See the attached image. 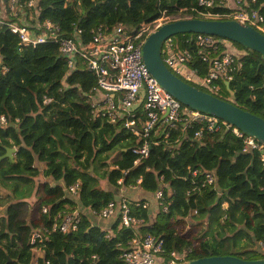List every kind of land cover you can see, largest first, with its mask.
I'll list each match as a JSON object with an SVG mask.
<instances>
[{
  "label": "trees",
  "instance_id": "obj_1",
  "mask_svg": "<svg viewBox=\"0 0 264 264\" xmlns=\"http://www.w3.org/2000/svg\"><path fill=\"white\" fill-rule=\"evenodd\" d=\"M1 1L8 10L10 0ZM39 6L41 19L60 25L65 37H74L80 29L84 43L100 24L134 28L164 10L174 16L171 21L228 12L224 7L205 10L198 0H39ZM257 7L264 12V0H258ZM192 35L177 37L184 45ZM229 41L241 69L229 86L220 82L216 96L264 118V55ZM0 62L8 68L0 74V116L9 121L0 127V144L17 149L14 160H0V264H123L121 256L134 228L119 227V218H111L109 237L92 223L90 211L118 202L119 190L129 187L150 194L163 188L167 211L158 204L151 219L150 210L142 207L145 200L130 199L132 215L143 219L139 231L162 239L168 252L187 251L186 263L217 255L264 259V167L259 150L244 152L243 139L229 130H204L196 138V123L184 133L173 132L168 142L154 135L158 144L135 164L138 138L122 122L94 116L90 102L97 77L81 56L70 67L57 44L20 46L18 36L3 27ZM199 66L205 74L208 65ZM4 153L0 146V155ZM189 167L213 171L215 185L202 186L200 173L196 180L201 187L189 193ZM76 183L78 194L73 195L68 188ZM77 209L81 221L76 230L45 231L58 213ZM37 230L44 232L43 240L32 244ZM244 238L251 247L233 250Z\"/></svg>",
  "mask_w": 264,
  "mask_h": 264
},
{
  "label": "built area",
  "instance_id": "obj_2",
  "mask_svg": "<svg viewBox=\"0 0 264 264\" xmlns=\"http://www.w3.org/2000/svg\"><path fill=\"white\" fill-rule=\"evenodd\" d=\"M257 4L258 0H198V5L205 10L214 7L228 10L224 14L215 15L200 12L210 19H234L242 24H249L264 34V12ZM40 15L39 0H10L8 10L0 0V29L6 27L16 34L20 46L57 44L70 67L74 66L77 55L85 60L89 70L97 77L94 89L96 94L90 102L93 114L111 123L122 122L138 138L140 144L133 149V153L137 155L135 164L147 158L153 144H158V141L152 140L154 135L159 134L168 142L173 132L184 133L198 123L196 138L201 137L204 130L211 133L229 130L243 139L244 152L260 151L264 167V143L215 115L183 105L149 72L143 61V45L151 33L172 22L174 16L169 15L166 10L134 28H128L122 23L110 27L100 24L92 30V39L87 43L81 40L80 29L75 30L74 37H65L60 25L50 19H41ZM230 44L228 39L222 37L194 34L185 38L182 45L176 35L163 41L161 53L164 63L174 74L185 82L216 95L221 90L220 82L230 84L235 73L241 69L238 58L229 50ZM201 64L208 65L205 74L201 73ZM7 71L8 68L0 62V74L4 75ZM8 125V119L1 115L0 127ZM179 142V138L175 139V145ZM189 171L193 183L189 193L201 187L196 180L200 179V173H203L202 186L216 183L213 171L201 172L200 169L191 167ZM121 182L122 180L119 181L120 184ZM140 182L141 179L137 184ZM78 189L79 184L76 183L68 191L77 195ZM163 198L164 190L160 188L154 193V199L167 211V205L162 203ZM130 203L128 197H119L118 202H110L98 212L91 210L94 216L102 219L118 217L119 227L134 228L135 234L129 241V248L121 256L123 264H185L187 251L168 252L162 239L139 231L143 219L132 215ZM142 207L147 209L148 204L144 203ZM46 211L47 208H44L43 212ZM80 221L78 209L71 213H58L45 231L67 233L76 230ZM107 231V236L110 237L112 232ZM43 236V231H35L31 236V243L42 242Z\"/></svg>",
  "mask_w": 264,
  "mask_h": 264
},
{
  "label": "water",
  "instance_id": "obj_3",
  "mask_svg": "<svg viewBox=\"0 0 264 264\" xmlns=\"http://www.w3.org/2000/svg\"><path fill=\"white\" fill-rule=\"evenodd\" d=\"M207 34L240 43L264 55V34L249 24L234 19L182 18L168 22L151 33L143 45V61L159 84L183 105L215 115L237 126L244 133L264 143V118L243 110L228 100L189 84L164 63L161 47L164 40L179 34ZM229 86V83H227ZM5 153L0 160H14L17 149L0 144ZM185 264H264V259H245L235 255L202 257Z\"/></svg>",
  "mask_w": 264,
  "mask_h": 264
},
{
  "label": "crops",
  "instance_id": "obj_4",
  "mask_svg": "<svg viewBox=\"0 0 264 264\" xmlns=\"http://www.w3.org/2000/svg\"><path fill=\"white\" fill-rule=\"evenodd\" d=\"M119 197H128L131 200H145L148 204V209L150 210L151 219H153L156 215V212L158 210V203L154 199V194H150L148 192H145L139 187H133V188H122L119 190ZM90 211V210H89ZM87 212V211H85ZM91 212V211H90ZM93 215V214H92ZM92 223L95 225H98L102 227L105 230H111L112 227V220L110 219H102L97 216H92ZM253 247H256L255 245Z\"/></svg>",
  "mask_w": 264,
  "mask_h": 264
},
{
  "label": "rangeland",
  "instance_id": "obj_5",
  "mask_svg": "<svg viewBox=\"0 0 264 264\" xmlns=\"http://www.w3.org/2000/svg\"><path fill=\"white\" fill-rule=\"evenodd\" d=\"M39 179H40V180H44L43 178H39ZM2 194H3V193H2ZM34 201H35V198H31V202L34 203ZM32 205H33V204H32ZM2 209H3V205L0 204V210H2ZM250 244H251V243H250L249 238L241 239V240H239V242L236 244V246H234L233 250H236V251H238V250L245 251L246 248H247L248 246L251 247Z\"/></svg>",
  "mask_w": 264,
  "mask_h": 264
}]
</instances>
